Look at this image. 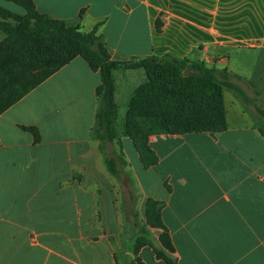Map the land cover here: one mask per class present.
I'll list each match as a JSON object with an SVG mask.
<instances>
[{
  "label": "crops",
  "instance_id": "obj_1",
  "mask_svg": "<svg viewBox=\"0 0 264 264\" xmlns=\"http://www.w3.org/2000/svg\"><path fill=\"white\" fill-rule=\"evenodd\" d=\"M34 3L68 23L84 10L88 28L103 18L99 35L113 61L171 55L225 69L245 100L223 88L221 131L149 134L155 161L147 166L128 135L120 137L122 159L108 143L113 176L90 135L99 73L74 57L0 108V264H166L151 245L136 246L140 234L125 227L132 188L140 205H159L175 264H264V116L255 109L264 110V95L252 81L256 69L264 71V0ZM0 8L27 14L11 0H0ZM16 24L0 18L2 94L28 83V38L13 36ZM125 73L124 92L145 77L142 67ZM123 159L131 170L127 186Z\"/></svg>",
  "mask_w": 264,
  "mask_h": 264
},
{
  "label": "trees",
  "instance_id": "obj_2",
  "mask_svg": "<svg viewBox=\"0 0 264 264\" xmlns=\"http://www.w3.org/2000/svg\"><path fill=\"white\" fill-rule=\"evenodd\" d=\"M21 2V5L27 9L26 15L16 16L0 8V18L14 20L17 23L16 29L20 30L28 40L34 43L53 38L60 42L64 41L77 44L85 50V55L80 56L87 60L91 68L98 70L100 86L96 90L97 108L94 114L95 123L90 135L97 141L98 151L103 157L108 172L113 176L117 174L116 164L106 151V145L115 139V112L113 105L115 87L111 75L113 69L119 67H142L146 71L147 81L141 86L142 90L136 91L131 97L128 111L133 110L137 106H141L142 103L150 107L152 91L154 90V93H157L156 89L160 88L162 91H165L167 97L172 99L173 106L176 109L187 113L189 120L194 122L200 121L202 124H215V128H212V130L198 128L181 133L217 132L225 128L223 88L234 91L245 100V96L240 88L230 82V76L225 69L217 70L213 67L207 68L202 62L193 63L171 55H163L162 57L146 56L129 62L113 61L109 57L103 36L97 35L95 31L83 34L78 31L77 27L65 26L61 22L49 20L42 16H36V19H34L36 27H30V17L28 15L30 8L27 4L23 5L22 0ZM76 56L73 55L65 61H61L51 71L42 74L32 86H29L28 78V83L23 85L22 91L9 93V97H0V108L7 107L15 102L25 95L26 90L34 88L42 80L46 79L50 74ZM155 100L153 96V106H155ZM255 109L260 115L264 116V110L258 106ZM259 131L264 137V131L261 129ZM131 139L143 162L142 153L144 149L148 152L147 145L145 144V148L142 149V146L137 144L135 138L131 137ZM119 159H122V156H119ZM154 161L155 158L153 157L151 163ZM122 163L125 162L123 161ZM143 163L146 166L149 165V163ZM156 257L164 260L166 264H175L174 261H170L165 256L156 255Z\"/></svg>",
  "mask_w": 264,
  "mask_h": 264
},
{
  "label": "rangeland",
  "instance_id": "obj_3",
  "mask_svg": "<svg viewBox=\"0 0 264 264\" xmlns=\"http://www.w3.org/2000/svg\"><path fill=\"white\" fill-rule=\"evenodd\" d=\"M14 4L21 5V0H11ZM23 5L29 6L28 15L30 17V27H36V16H42L49 20L61 22L65 26L69 27H77L78 31L87 34L91 31H95L97 35L100 34V27L103 23V18L95 20V25L92 28H88V22H86V18L88 17V13L84 12V10L77 13L76 22L68 23L63 19H54L49 14L42 13L35 8L34 0H22ZM10 4H7L9 7ZM14 7L13 5L11 6ZM15 8V7H14ZM161 15V14H160ZM84 19V20H83ZM86 22V23H85ZM160 24V19L156 20V25ZM8 30V29H7ZM13 36L24 38V34L14 28ZM108 52V51H107ZM73 55H85V50H83L80 46L72 42H64L58 41L53 38H48L40 42H32L28 40V59H29V86H32L42 74L48 73L52 68L56 67L61 61H65L69 57ZM81 59H79L80 62ZM135 59H131L132 61ZM118 62H122V60H118ZM125 61V62H129ZM252 63V62H251ZM118 73L116 75V85H118V93L113 97V105L115 112L114 119V128H115V139H113L114 150L117 156H123V153L120 149V137L123 135H128L137 140V144L142 146V149L145 148V144L147 143L148 135L156 133L158 135L165 133H181L184 131H192L198 128L212 130L215 128V124H202L199 122H194L189 120V117L186 112H183L179 109H176L173 106L172 99L165 95V91H162L160 88L156 89L157 93H154V90L151 94V104L150 107L144 105L142 103L141 106L135 107L133 110L128 111L129 101L131 97L136 93V91L142 90L141 86L144 85L147 81L146 71L144 70V79L141 83L134 84V89L132 91L124 92V89L120 83L122 76H125L126 68L119 67ZM137 74H131L132 80L134 83L139 82L135 77ZM140 77V76H139ZM252 81L255 82V86L260 87L262 90V95H264V71L261 69H256L253 73ZM224 89V93L226 96L228 94ZM157 94V95H156ZM9 97L10 94H2L0 93V97ZM154 96L155 106H153L154 102H152V98ZM37 96L32 93L29 96V100H36ZM263 127L264 125L261 124ZM143 162L145 164H150L153 160L152 155L143 150ZM124 160L123 167V175L122 180L125 182L126 186L131 177V170L129 168V164L126 159ZM134 194L132 196L133 202L126 209L125 214V227L126 229L134 230V233H139L140 236L136 239L135 245L142 246L145 244H149L152 246L154 253L159 256H165L170 261H174L173 250L170 247L169 238L167 231L161 224L159 218V205L154 202H144L142 200L140 205V195H138V191L136 188H132ZM140 205V206H139Z\"/></svg>",
  "mask_w": 264,
  "mask_h": 264
}]
</instances>
